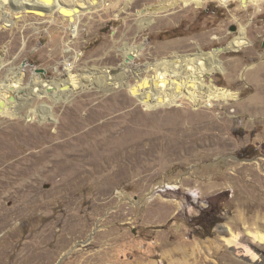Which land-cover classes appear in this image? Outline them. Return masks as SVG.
Wrapping results in <instances>:
<instances>
[{"label": "rangeland", "instance_id": "374dc122", "mask_svg": "<svg viewBox=\"0 0 264 264\" xmlns=\"http://www.w3.org/2000/svg\"><path fill=\"white\" fill-rule=\"evenodd\" d=\"M173 1L106 0L84 9L74 32L58 13L17 16L7 0L3 12L14 23L1 16L0 91L15 75L23 89L0 114V155L110 134L116 148L129 150L116 173L38 175L28 208L2 191L1 264H264V246L249 235L264 233V0L168 6ZM239 36L249 45L220 54L225 73L206 74L189 90L190 72L148 68L226 48ZM136 47L127 85L115 84L124 49ZM105 72L107 84L84 82L67 102L30 89L34 77L57 82ZM162 72L183 94L152 107L138 87ZM228 228L239 236L230 245ZM44 238L41 258H20Z\"/></svg>", "mask_w": 264, "mask_h": 264}, {"label": "bare ground", "instance_id": "6f19581e", "mask_svg": "<svg viewBox=\"0 0 264 264\" xmlns=\"http://www.w3.org/2000/svg\"><path fill=\"white\" fill-rule=\"evenodd\" d=\"M12 1L15 2L14 4L16 5L15 10L19 12L17 16H19L22 11L26 13L35 12L36 15L41 17L47 15L53 16L55 13H58L63 17L64 20H67L72 24V28L74 32H76L78 26H77V22L75 21L80 16V14L84 12V9L90 10L92 8L100 7L106 0H12ZM126 1H127V5H129L133 0H126ZM180 1L186 2L188 0H174L168 6H175ZM216 1L223 5H227L230 2L240 1L244 6L257 2V0H216ZM6 5H7V0H0V12H1L0 19L1 16L4 14V16L8 17L5 19L6 26H11L14 22L11 19H9L8 15H6L8 14L7 12H3L4 11L3 9L5 8ZM139 14L142 15V12H139ZM150 22H148L147 24H150ZM247 45H249V43L242 36H239L226 48H219L211 52H205V53L202 51L200 53V56H193L189 59H183L177 61L176 62L177 64L176 63L168 64L167 61H162L154 65H149L148 68L150 70L159 69L162 71H170V73L175 77H177L179 74L182 75L185 74L186 72H190V74L187 77L188 81L185 83L186 89L189 90L198 81L202 80L206 74H213L217 72L225 73V69L220 59V54L222 52H227L229 50H236ZM139 50H140L139 47H136L135 49L134 48L124 49L125 60L120 69L121 70L120 74L117 75L118 82L117 83L115 82V84L120 83V85H127V83L124 81L125 71L127 68H129V65L132 64L133 60L136 57H138ZM130 55L134 56L133 60H128V57ZM71 67H68L67 70L70 71ZM165 75L166 72L161 73L160 81L158 80V81L150 82L147 79V80H143L142 83L139 84L138 88L142 89V91L144 92L142 93V97H141L142 100L152 107L158 105H164V104H173L183 94V92H179V91L178 93H176L177 91L175 92L174 89H171L170 84H166L165 82H163L165 79ZM108 77H109L108 72H105L103 75L93 74V75H86L80 78H78L75 75L69 74L65 80H60L57 82L56 81L47 82L43 79L40 80L38 77H34V81L33 83H31L30 89L32 90L33 96L39 98L42 96L43 97L49 96L55 102H61V101L67 102L70 96L78 88L84 86V82H90V84H97L100 87V85L107 84V82L110 80ZM111 80L113 81L114 79L111 78ZM21 81H23L22 75H15V79L6 83L5 85L3 84L4 87L0 91V114H2L3 112H7L15 105L14 97L16 93H19L20 90L23 89L22 87L18 86V82ZM146 89H148V91ZM167 89L169 90L167 92L169 94L163 95V93H165L166 92L165 90ZM29 99L28 100L25 99L27 100L25 102H29ZM43 117H45V114H43L42 118ZM109 136L102 137L93 142L83 143V144H78L77 142L76 143L67 142V141L57 142L47 145L39 152L31 151L27 153L29 150L35 148V145H32V147L29 146L23 148L21 147L22 150L19 154H15V153L12 154L9 152H6L5 154H1L0 165L2 167V170L0 171V193L2 191H8L9 198H14L17 201V203H19L21 206L28 208V204L32 202L33 195L35 193V179L38 175L39 176L45 175L51 170H54L56 172L65 171L68 173H72L75 178H79L83 174H88V176L93 177L96 174L107 173L110 172L111 170H113V172L111 171L112 173H116V170L113 169V166H115V164H118V166L120 165L122 166L126 164L129 148L124 146L116 148L110 141L112 134H110ZM15 141L16 140H14V142ZM18 145L20 144L18 143ZM202 148L204 147L202 146ZM152 197L153 195L148 196L149 199ZM60 221L62 222V220ZM58 223L59 222H57L56 224L55 222L54 225L56 226L58 225ZM228 230L229 232H231L232 235V238L227 240V243L230 245L232 243H235L239 238V236L232 233L230 228H228ZM249 235L253 239L252 240L253 243L264 246V233H261L260 231H254V232H249ZM46 239L47 238H44L40 241H36V242H32V244H28L26 248L22 250L24 253L21 254V256L19 255L20 258L22 260H27V259L33 260V259L41 258L40 257L41 252L39 250L41 249V245L45 242Z\"/></svg>", "mask_w": 264, "mask_h": 264}, {"label": "water", "instance_id": "95a60500", "mask_svg": "<svg viewBox=\"0 0 264 264\" xmlns=\"http://www.w3.org/2000/svg\"><path fill=\"white\" fill-rule=\"evenodd\" d=\"M30 14H36L35 12H31ZM232 30H234L233 28H232ZM134 59V56L133 55H130L129 57H128V60H133ZM38 71H40V70H38Z\"/></svg>", "mask_w": 264, "mask_h": 264}]
</instances>
